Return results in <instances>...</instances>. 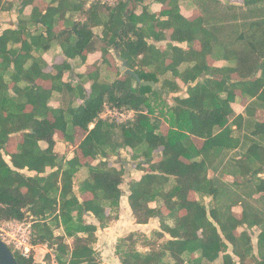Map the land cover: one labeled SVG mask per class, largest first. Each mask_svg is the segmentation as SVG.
Instances as JSON below:
<instances>
[{
  "label": "trees",
  "instance_id": "1",
  "mask_svg": "<svg viewBox=\"0 0 264 264\" xmlns=\"http://www.w3.org/2000/svg\"><path fill=\"white\" fill-rule=\"evenodd\" d=\"M130 1L110 7L95 1L83 13L85 21L72 22V30L57 37L53 30L64 19L63 9L79 8L69 0H58L45 13L34 10L30 19H20L17 28L0 34V221L31 219L34 244L49 245L58 264H97L93 248L96 231L118 220L123 193V170L110 166L107 158L121 148H129L132 159L142 158L135 167L144 171L139 180L129 183L130 209L138 224L157 216L160 230H153L151 237L131 232L119 238L115 252L122 264H185L189 260L192 264H219V257L220 264H264V220L258 214L243 211L237 218L228 208L219 214L214 208L208 210L201 197H190L193 192L215 197L208 168L222 151L234 149L239 143L229 126L234 90L239 87L243 94L264 101V60L261 65H253V70H261L253 81L230 83V73L237 70L220 69L214 71L222 76L220 80L204 78L188 86L186 97L170 99L168 93H177L180 88L176 81H160L159 76L170 71L187 84L209 71L206 56H214L217 42L206 27L209 19L203 15L192 21L184 18L180 14L181 0H147V4L139 0L140 13L128 9ZM258 1L244 0V4ZM27 2L22 0L23 6ZM151 2L168 6L162 11L165 19H158L149 10ZM4 3L0 0V10L12 5ZM102 9L107 12L105 16ZM36 23L44 27L46 36L28 31V26ZM96 26L103 27L102 40L120 51L138 79L125 75L106 83L96 68L88 78V97L77 105L72 98L77 94L85 97L84 90L81 84L75 90L62 82L68 63L54 65L52 72L46 73L40 53L49 50L58 38L66 57L84 60L83 52L95 50L100 41H91ZM241 33V40L251 37ZM260 34L252 39L250 50L257 54V60L264 56V30ZM151 38L156 42L167 40L166 48L161 51L149 42ZM195 40L200 41V50L194 49ZM184 43L186 47L175 45ZM183 64L187 67L179 71ZM41 80L50 81L51 87L44 88ZM64 89L63 106L48 105L52 93ZM105 106L136 113L132 119L116 123L100 117ZM241 120L236 117L235 122ZM163 122L168 126L165 132L161 129ZM90 123L94 124L91 129ZM75 127L87 133L77 144L74 156L63 161L54 151V136L59 132L73 144ZM18 132L21 140L15 150L8 151L10 135ZM253 133L264 134V121L255 124ZM194 137L203 139L201 146L194 143ZM40 141L47 143L45 149L39 146ZM96 157L100 158L96 165L87 161ZM236 162L243 173H252L256 191H264V179L258 175L264 172V148L253 144ZM83 167L88 175L79 182L78 193H90L92 197L80 200L74 191V179L79 178ZM47 168L53 170L47 172ZM24 169L35 174L27 175ZM156 200L162 209L150 206ZM89 214L98 226L85 220ZM254 226L260 228L256 253L251 239ZM239 227L243 230L236 234ZM55 229L62 233L55 234ZM12 253L18 264H33V258ZM193 253L198 256L192 258Z\"/></svg>",
  "mask_w": 264,
  "mask_h": 264
},
{
  "label": "crops",
  "instance_id": "2",
  "mask_svg": "<svg viewBox=\"0 0 264 264\" xmlns=\"http://www.w3.org/2000/svg\"><path fill=\"white\" fill-rule=\"evenodd\" d=\"M6 1L7 4L12 2V5L7 9L4 8V10H0V34H2V32L6 29L17 28L20 19H30L34 10H37L38 13H45L49 5L56 6L58 4V0H29V2L23 6L22 0H5V3ZM69 1L73 2V5H78L79 8L76 10H71L69 8H66V10L63 9V14H61L64 15V19L59 20L53 30L57 37H60V35L66 31H71L72 22L75 23L79 21L82 23L85 21L86 17L83 13L90 7L92 3L100 0ZM144 3L147 4L148 1L144 0ZM148 7L158 19L166 18V16L162 15V11L168 9L166 4L151 2ZM179 8L180 14L189 21H192L193 19L202 15L205 18H208L209 25L207 24L206 27L207 29H211V32L215 36L217 42L215 47L216 49L213 53L214 56H206V64L209 67V71H207L206 74L204 73L198 77L195 82H188L185 84L180 78L173 77L170 71L164 76H159L160 81L164 78L176 81L180 88V91L177 93H168V97L170 99L172 96L177 95L186 97L188 86H192L197 81H202L204 78L211 77L213 79L220 80L222 76L218 73H214V71L217 72L220 69L234 68L237 70V72L230 73L228 78L230 83L247 80L253 81L261 75V70L259 68L253 70V65H261V62L264 60V56H258L257 60V54L250 52V50L253 49L252 45L254 44V40L252 39L256 36V34H260L261 31L264 30V0H259L257 3L248 6L244 4V0H181L179 2ZM128 9H136L137 13H140L142 11V5L140 4L139 0H131ZM101 12L103 16H105L107 13L104 9H102ZM261 24L262 27L260 26ZM28 31L32 33H41L42 35L46 36L44 27L39 23L34 24V26H28ZM102 31V26H96L92 28V43L95 41H100L96 45L95 50H86L83 52V55L85 56L84 60H82L79 56L75 58L66 57L60 43L56 41L58 38L51 42L49 50L40 53V57L46 65L44 68V72L46 73H51L54 65H60L63 61L68 63L69 68L63 71L62 82L70 84V86L75 90H77L76 86L81 84L84 90L85 97L79 96L77 94L76 97L72 98V100L75 101L74 103L77 105L83 104L85 98L88 97L91 84V81L88 80V78L96 70V68H99L100 78L106 83H110L116 78H124L125 75H130L126 74L125 70L123 69V62H126V60L121 57L120 51L113 45H107V43L102 40ZM241 32H246L247 35H251L250 38L246 36L247 42L239 38V35L242 34ZM170 33L171 30L166 32L167 40H169ZM259 37H261V34ZM166 41L156 42L152 38L149 40V42L155 43L157 47L161 49V51L166 48ZM175 45L186 47L185 43ZM193 47L196 50H200V41L195 40ZM247 51L250 52L249 56H247ZM244 56L246 58H244ZM169 62L170 59H166V64ZM185 67H187V64L181 65L179 71H183ZM127 68L129 67L127 66ZM129 69L132 70L131 68ZM132 71L134 73V70ZM248 73L250 74L249 76H247ZM134 77L138 79L136 74ZM40 83L44 88L51 87V82L48 80H41ZM65 92V89L60 92H53L51 98L48 101V105H50L52 108L62 107V99L65 97ZM234 94L235 99L230 104L232 115L229 117V126L232 129V136L239 141L238 146L234 149H226L222 151L207 171V177L213 182L215 186L216 195L218 196L217 200L216 195L215 197L211 195L200 196V194L194 192L190 193V197L197 200L201 197L202 202L208 210L214 208L218 210L219 214H223L228 208L229 211L237 218L241 217L243 211H249L258 214L264 220V213L262 210L264 206L261 204L262 200H264V191H256L257 182L253 180L252 173H243L241 171L242 169H240L236 162V160L243 157L251 145L254 144L264 148V134L255 135L253 133L255 124L257 122L264 121V101L259 100L256 98V96L249 97L247 94H243L239 87L234 90ZM27 109H29V107ZM135 113L136 112L134 110H118L116 108L105 106L100 117L103 119H112L116 123H122L128 119H132ZM236 117H241L242 120L235 122ZM93 125V123H90L89 129H91ZM167 128V124L163 122L161 125L162 131L165 132ZM86 133L87 132L82 128L75 127L73 144L64 140L61 133L58 132L55 134L54 151L60 156V158H63L61 160H70L74 156V151L77 147V144L84 138ZM20 140L21 133L18 132L11 134L6 149L8 151L15 150L16 144ZM193 141L197 146H201L203 143V139L200 138L194 137ZM39 146L41 149H45L47 147V143L45 141H40ZM124 152H129L128 154L130 155L132 154L131 149L121 148L116 154H114V156H111L113 154H110L107 158L110 166L123 170L122 177L124 182H122V185H126L127 183L129 184L131 181H137L144 174V171L138 169L137 167L129 168V170H127L125 166L126 164H124L122 158V156L124 157V154H122ZM158 154H154L153 157L157 158ZM137 159L142 160L141 157ZM6 160H9V156H6ZM99 160V157L87 159V161L92 165H96ZM253 160L256 161V159ZM52 170L53 169L47 168L46 171L50 172ZM135 171L140 173L136 174L135 176ZM23 172L32 176L35 174V172H29L26 169H24ZM87 175L88 169L83 167L77 174L79 178L75 177L74 179V191L80 200L89 199L92 197L90 193H78L79 182L82 181ZM258 175L264 179V172ZM127 187L128 190H126L125 194H122L120 198L118 220H115L107 227H98L96 231V237L98 240L99 233L104 234V232H107L106 230H110V228H112V224L116 223L122 226V230L118 229V231L114 232L108 231L109 233H114L113 235L115 237L116 243L113 251L114 256H111V258L112 260L114 259L113 263L116 262L117 264H122L115 252L119 238L124 237L131 232L140 233L144 234L146 237H151L153 230H160V220L157 216L152 217L146 224L136 223L128 203V196L130 193L129 185ZM150 206L161 207L162 209L161 202L157 200L152 202ZM85 220L98 226V222L92 216V214L86 216ZM48 222L50 223V220H48ZM56 230H59V232H55V234L62 233L60 229ZM242 230L243 228L239 227L236 230V234H239ZM259 232L260 228L258 226L251 228V239L255 253L257 236ZM166 237L169 238V234H166ZM97 240L93 244L94 250ZM67 241L71 242V239H68ZM139 249H142V247H139ZM230 251L231 247L229 248V252ZM196 256H198V253L192 254V258ZM96 259L97 264H109L107 261L101 262L97 255ZM221 260L222 258L219 257L218 262L221 263ZM185 264L192 263L189 260ZM237 264L240 263L237 262Z\"/></svg>",
  "mask_w": 264,
  "mask_h": 264
},
{
  "label": "rangeland",
  "instance_id": "3",
  "mask_svg": "<svg viewBox=\"0 0 264 264\" xmlns=\"http://www.w3.org/2000/svg\"><path fill=\"white\" fill-rule=\"evenodd\" d=\"M128 153L129 152L122 153V154H124V157L122 156V158H123L124 164H126L125 166H126L127 170H129V168L135 167V164L137 162L141 161L140 159H132L131 155ZM129 155H130V157H129ZM111 156H114V154ZM139 173L140 172L135 171L134 174L136 176V174H139ZM123 182H124V179H123ZM128 185H129L128 183L126 185L121 184V188L123 191L122 194H125L126 190H128V187H127ZM261 204H263V206H264V200H262ZM262 210L264 213V207ZM30 221H31V219H24L22 222H24L25 225H27V223H29ZM1 224H2V221H0V226H1ZM111 227L112 228H110V230L109 229L106 230L107 232H104V234L99 233V237H98V240H97V243L95 246V250H96V255L100 258L101 262L107 261L109 264H117L116 262L113 263L114 259L112 260V258H111V256H114L113 251H114L115 243H116L115 237L113 235L114 233H109L108 231L114 232V231H118V229L122 230V226L120 224L115 223V224H112ZM31 230H32V224H31ZM55 232L58 233L59 230L55 229ZM254 236H255V233H254ZM33 243H34V241H33ZM51 254L55 255L54 251L49 247V245H46V244L45 245H43V244L35 245V249L33 251V264H52Z\"/></svg>",
  "mask_w": 264,
  "mask_h": 264
},
{
  "label": "built area",
  "instance_id": "4",
  "mask_svg": "<svg viewBox=\"0 0 264 264\" xmlns=\"http://www.w3.org/2000/svg\"><path fill=\"white\" fill-rule=\"evenodd\" d=\"M121 1L123 0H100L101 4L107 7L114 6ZM22 221H3L0 226V239L9 246L12 252H16L22 258L29 259L33 258V251L37 244L33 243L32 221L27 223V225ZM51 256L52 264H58L56 256L54 254H51Z\"/></svg>",
  "mask_w": 264,
  "mask_h": 264
},
{
  "label": "water",
  "instance_id": "5",
  "mask_svg": "<svg viewBox=\"0 0 264 264\" xmlns=\"http://www.w3.org/2000/svg\"><path fill=\"white\" fill-rule=\"evenodd\" d=\"M127 63L123 62V69L126 74L135 76L132 70L127 68ZM0 264H18L9 246L0 239Z\"/></svg>",
  "mask_w": 264,
  "mask_h": 264
}]
</instances>
